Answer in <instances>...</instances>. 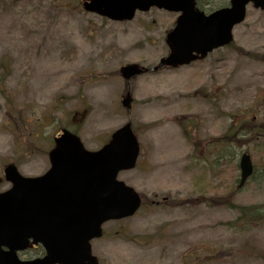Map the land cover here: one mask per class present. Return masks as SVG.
Wrapping results in <instances>:
<instances>
[{"label":"rangeland","instance_id":"rangeland-1","mask_svg":"<svg viewBox=\"0 0 264 264\" xmlns=\"http://www.w3.org/2000/svg\"><path fill=\"white\" fill-rule=\"evenodd\" d=\"M175 17L151 8L118 22L78 0H0V190L10 186L2 174L9 162L24 175L48 168L61 127L97 149L130 119L140 154L118 178L142 205L104 224L92 241L100 264H264V220L229 225L238 214L229 204L264 205V136L238 133L239 121H264V60L247 55L264 54V10L247 6L233 47L135 77L128 115L118 69L157 63ZM232 116L235 132L224 140L247 150L255 167L240 189L238 154L220 153Z\"/></svg>","mask_w":264,"mask_h":264},{"label":"water","instance_id":"water-1","mask_svg":"<svg viewBox=\"0 0 264 264\" xmlns=\"http://www.w3.org/2000/svg\"><path fill=\"white\" fill-rule=\"evenodd\" d=\"M248 1L231 0L230 7L209 15L196 10L194 0H88L84 8L111 19L131 18L136 8L147 10L151 5L181 10L166 36L170 54L159 63L176 66L228 44ZM252 1L264 9V0ZM140 71L136 65L121 68L127 80ZM122 102L129 106V94ZM137 153L128 123L96 152L85 150L76 135L63 129L49 151L51 167L41 176L23 177L7 165L5 178L12 186L0 193V246L13 251L33 237L46 249L43 264H97L89 240L101 235V223L131 215L140 204L138 194L115 179L119 170L134 166ZM239 164L242 184L252 171L249 156L243 154Z\"/></svg>","mask_w":264,"mask_h":264},{"label":"trees","instance_id":"trees-1","mask_svg":"<svg viewBox=\"0 0 264 264\" xmlns=\"http://www.w3.org/2000/svg\"><path fill=\"white\" fill-rule=\"evenodd\" d=\"M231 46L233 47V44ZM247 55L248 56L250 55L251 58L253 59L264 60V54H256V53L249 52ZM233 117L234 116H232L231 118L230 125L226 133L227 137H230L235 132L234 128L236 126L235 124L236 121L233 119ZM263 123L264 122H261V123L252 122L250 119L245 120L240 123V130L238 133H241L242 135H254L256 134V130L258 128L259 129L264 128ZM151 125L152 123L143 124L140 126V128H148ZM238 133L235 136H237ZM233 153H237L236 148L235 146H232L231 142H229L227 143L226 154L230 156V155H233ZM261 208H262V205L241 206L239 208L240 215L245 217V223H247L248 225H251V224L257 223L258 221H262L264 217V210H262Z\"/></svg>","mask_w":264,"mask_h":264},{"label":"flooded vegetation","instance_id":"flooded-vegetation-1","mask_svg":"<svg viewBox=\"0 0 264 264\" xmlns=\"http://www.w3.org/2000/svg\"><path fill=\"white\" fill-rule=\"evenodd\" d=\"M16 255L20 260H29L42 257L44 252L40 245L30 244L27 249L18 251Z\"/></svg>","mask_w":264,"mask_h":264}]
</instances>
